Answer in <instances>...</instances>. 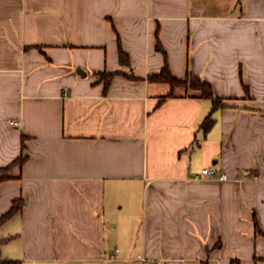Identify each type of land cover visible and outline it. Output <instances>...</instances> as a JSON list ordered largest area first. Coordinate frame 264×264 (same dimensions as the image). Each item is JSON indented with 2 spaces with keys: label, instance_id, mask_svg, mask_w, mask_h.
<instances>
[{
  "label": "crops",
  "instance_id": "0c3cea01",
  "mask_svg": "<svg viewBox=\"0 0 264 264\" xmlns=\"http://www.w3.org/2000/svg\"><path fill=\"white\" fill-rule=\"evenodd\" d=\"M213 4L0 0V169L23 157L0 170V216L23 199L0 224V258L264 264V0ZM156 34L173 75L230 105L149 80ZM115 70L133 77L104 87L99 72Z\"/></svg>",
  "mask_w": 264,
  "mask_h": 264
},
{
  "label": "trees",
  "instance_id": "16d2710c",
  "mask_svg": "<svg viewBox=\"0 0 264 264\" xmlns=\"http://www.w3.org/2000/svg\"><path fill=\"white\" fill-rule=\"evenodd\" d=\"M155 47L157 50H160L163 53V64L160 68V70L156 73H151L148 75V79L151 81H160V82H166L169 84L170 89L172 90L168 95H172L174 93V90L178 87H182L184 89H196L200 91V95L204 97H208L212 100V110H215L219 107H226L230 104L227 102H224L221 98H218L214 95L212 86L203 81L199 76L192 74L189 70L185 72L183 76H176L173 75L170 71L167 57L165 55V51L162 48V45L160 43V40L156 34V42ZM118 55L120 63L129 65V58L128 55L125 53L123 48L121 47L120 41L118 40ZM116 75H124L126 77L132 78L133 75H128L127 72L122 70H115V71H101L99 72L100 79L104 82V87H107L111 79ZM242 86L246 88V85L242 83ZM214 118L211 116V114H208L204 120L201 123V128L203 132H206L213 124ZM23 160L22 156H18L15 158L9 165L1 168V171H6L8 168L17 162H21ZM7 176L0 174V181ZM23 205V199L22 198H15L12 200L10 208L4 212L0 216V224L6 221L8 218H10L15 212H17ZM252 221L254 223V230L256 233H263L262 230L259 227L258 221L256 219L255 214L252 215ZM5 240V239H2ZM0 264H22V261L19 259H2L0 258Z\"/></svg>",
  "mask_w": 264,
  "mask_h": 264
},
{
  "label": "built area",
  "instance_id": "2783aa9c",
  "mask_svg": "<svg viewBox=\"0 0 264 264\" xmlns=\"http://www.w3.org/2000/svg\"><path fill=\"white\" fill-rule=\"evenodd\" d=\"M200 175L207 176V177H214L220 180H226L228 178L225 172L219 171L216 168L211 167V166H203L200 170ZM195 177H198V174H196ZM141 258L144 259L143 257Z\"/></svg>",
  "mask_w": 264,
  "mask_h": 264
},
{
  "label": "rangeland",
  "instance_id": "374dc122",
  "mask_svg": "<svg viewBox=\"0 0 264 264\" xmlns=\"http://www.w3.org/2000/svg\"><path fill=\"white\" fill-rule=\"evenodd\" d=\"M201 2H214L213 6L215 7V10L217 9H223L226 7V2H228V0H199ZM212 6V7H213ZM0 248H1V245H0ZM3 254L0 253V257H3L2 256ZM23 264H33V263H27V262H23ZM53 264H83V263H79V262H71V263H68V262H59V263H53ZM87 264H93V263H87Z\"/></svg>",
  "mask_w": 264,
  "mask_h": 264
}]
</instances>
